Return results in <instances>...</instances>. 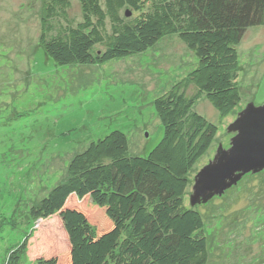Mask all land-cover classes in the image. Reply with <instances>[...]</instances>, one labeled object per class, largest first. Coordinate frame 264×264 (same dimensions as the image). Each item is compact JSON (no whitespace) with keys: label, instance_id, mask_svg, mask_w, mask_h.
I'll return each instance as SVG.
<instances>
[{"label":"rangeland","instance_id":"rangeland-1","mask_svg":"<svg viewBox=\"0 0 264 264\" xmlns=\"http://www.w3.org/2000/svg\"><path fill=\"white\" fill-rule=\"evenodd\" d=\"M47 1L0 0V264L24 236L29 239L19 264L79 261L64 214L80 233V224L85 230L90 225L97 238L111 231L104 209L88 198H70L63 212L47 220L22 216L66 179L74 155L112 131L125 134L132 157H146L163 136L153 101L198 64L171 36L144 54L103 66L57 67L38 45ZM70 3L69 19L76 25L78 1ZM236 50L238 107L219 114L201 97L193 108L217 134L188 176L187 207L194 177L219 146L230 147L228 126L248 104L264 105V27L249 28ZM194 210L205 227L207 264H264V172L245 175Z\"/></svg>","mask_w":264,"mask_h":264},{"label":"trees","instance_id":"trees-1","mask_svg":"<svg viewBox=\"0 0 264 264\" xmlns=\"http://www.w3.org/2000/svg\"><path fill=\"white\" fill-rule=\"evenodd\" d=\"M77 1L76 25L69 19L70 0L42 6L38 45L57 67L103 66L144 54L171 36L198 64L153 101L163 136L146 157L130 155L122 132L108 133L73 156L66 179L23 221L47 220L63 212L70 198H88L104 209L112 229L97 238L90 225L85 230L80 224L82 234L64 214L80 255L73 264H207L203 219L184 198L188 176L217 128L193 108L201 97L219 114L240 104L236 47L249 28L264 27V0ZM28 239L10 249L3 264H19Z\"/></svg>","mask_w":264,"mask_h":264},{"label":"water","instance_id":"water-1","mask_svg":"<svg viewBox=\"0 0 264 264\" xmlns=\"http://www.w3.org/2000/svg\"><path fill=\"white\" fill-rule=\"evenodd\" d=\"M227 132L234 135L230 147L219 146L213 160L194 177L191 208L222 196L247 174L264 172V105L248 104Z\"/></svg>","mask_w":264,"mask_h":264}]
</instances>
